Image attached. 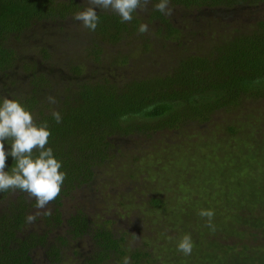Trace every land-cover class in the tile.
I'll return each mask as SVG.
<instances>
[{
    "label": "trees",
    "instance_id": "obj_1",
    "mask_svg": "<svg viewBox=\"0 0 264 264\" xmlns=\"http://www.w3.org/2000/svg\"><path fill=\"white\" fill-rule=\"evenodd\" d=\"M158 2L150 0V8H146L150 10L148 18L160 22L154 36L138 32L144 20L138 11L131 22L122 23L114 12L97 8L96 30L86 29L95 45L84 47L79 57L69 44L83 41V35L79 27L69 26H78L72 17L87 7V0H0V103L4 97L19 100L37 125L47 122L51 135L46 147L53 149L62 162L60 171L66 173L60 194L50 202L58 210L70 193L83 189L86 183L90 186L96 168L109 156L106 141L125 136L120 134L123 123L131 125L132 134L148 130L146 125L135 127L137 119H153L160 128L171 130L189 120L209 121L222 108L239 110L247 96L264 98V16L260 17L264 13L259 15L264 0H170V16L155 10ZM178 8L184 11L181 19L191 17L198 31L183 32L176 16ZM243 9L252 14L241 15ZM217 19H230L238 25L225 28L223 39H217L206 52L203 38L217 36ZM192 34L196 46L188 51L190 45L184 39ZM31 42L53 44L45 43L35 57L21 54L15 47L19 43L31 49ZM130 44L133 53L122 56ZM169 50L174 53L175 65L163 71L159 65L163 67V55L169 56ZM111 52L121 56L120 64L134 58L139 63L144 60L142 54L149 55L148 61H158V68L142 73L131 70L120 78L101 63L108 56L109 62L117 65L111 61ZM90 61L100 66L98 71L88 69ZM20 68L25 70L26 85L17 79ZM74 84L76 88L71 89ZM59 87L56 97L61 93L63 98L55 106L48 96H54L51 93ZM53 111L60 112L61 123L55 121ZM100 125L98 136L87 139L95 130L91 126ZM4 143L6 152L10 151L11 141ZM14 163L8 156L5 171ZM150 203L160 205L161 200L153 198ZM35 204L34 198L20 190L0 192V264H57L62 262L63 251L73 245L78 252L81 245L92 248L86 264H123L128 253L121 243L126 239L111 227L114 218L100 220L102 214L86 212L82 205L72 214L48 215L45 209L39 210L37 224H29L27 216L32 207L37 210ZM111 213L114 215L113 210Z\"/></svg>",
    "mask_w": 264,
    "mask_h": 264
},
{
    "label": "rangeland",
    "instance_id": "obj_2",
    "mask_svg": "<svg viewBox=\"0 0 264 264\" xmlns=\"http://www.w3.org/2000/svg\"><path fill=\"white\" fill-rule=\"evenodd\" d=\"M147 9L138 10V14L144 19L141 24L149 28L144 35L154 36L160 22L150 20ZM178 11L180 14L176 16L181 19L184 11L180 8ZM262 13L263 8L259 9V15ZM245 14L252 12L243 9L241 15ZM180 22L185 33L199 30L191 17ZM215 24L219 30L217 36L203 38L206 52L217 39H223L225 28L238 25L230 19H217ZM75 26L69 28L79 27L83 41L71 43L69 48L79 56L83 55L84 47L95 43L80 22ZM193 36L184 39L186 45H190L188 51L196 46ZM45 43L31 42V49L19 43L15 47L21 54L31 53L35 57V52ZM132 48L130 44L122 56L133 53ZM168 55H163V67L159 65L163 71L175 65L171 58L174 53L171 51ZM141 56L144 60L139 63L134 58L130 63L120 64L121 56L111 52V61L117 65L109 62L108 56L101 63L120 78L131 70L142 73L158 68V61H148L149 55ZM26 60H29L27 56ZM90 63L91 72L99 70L98 64ZM18 73L17 79L28 84L23 78L25 70L20 68ZM61 87L51 93L56 98L55 106H59L63 98L61 93L56 97ZM75 88L76 84L72 85L71 89ZM152 121L137 119L135 125H146L148 130H137L134 134L129 128L131 125L123 123L120 134L125 136L106 141L110 146L109 156L106 163L96 168L90 186L86 183L83 189L70 193L60 210L49 203L45 211L50 209L52 215L72 214L81 203L86 212L102 214L100 220L114 218L111 227L126 239L121 245L126 248L130 264H264V98L247 96L239 110L222 108L209 121L189 120L176 129L158 128L153 124L150 130L148 123ZM101 126H91L95 130L87 139H95ZM153 198L161 200L160 205H151ZM201 209L214 211L215 231L207 226V218L198 214ZM36 212L32 207L30 214ZM40 218L38 215L34 222ZM185 234H189L193 242L192 253L187 256L177 250ZM81 246L79 252L74 245L65 249L62 262L57 264H86L92 248ZM210 254H214L211 259Z\"/></svg>",
    "mask_w": 264,
    "mask_h": 264
},
{
    "label": "clouds",
    "instance_id": "obj_3",
    "mask_svg": "<svg viewBox=\"0 0 264 264\" xmlns=\"http://www.w3.org/2000/svg\"><path fill=\"white\" fill-rule=\"evenodd\" d=\"M149 2L150 0H87V7L75 13L72 18L80 22L85 29L95 31L99 23L97 8L114 12L121 18L122 23H126L132 21L134 12L145 10ZM169 2L170 0H159L154 8L170 16L173 10L168 7ZM148 31L147 24L139 25L140 34ZM48 102L55 104L56 98L49 95ZM52 116L58 124L62 122L59 111H53ZM155 123L152 121L149 125L153 126ZM155 126L160 128L157 124ZM50 135L47 122L37 125L31 112L26 110L19 100L2 98L0 103V192L20 190L35 199V207L38 211L27 216L29 223L37 224L34 221L40 215L39 210L46 209L47 205L58 197L66 178V173L60 171L62 162L54 156L51 147H46ZM6 140L11 141V150L8 152L5 150ZM34 151L38 153L35 156ZM8 156L13 157L15 163L10 171H5ZM46 214L50 215L51 210L49 209ZM198 214L202 218L206 217L207 226L215 231V225L212 223L214 211L201 209ZM177 250L186 256L192 253L193 242L189 234L182 237ZM123 264H130V258L124 257Z\"/></svg>",
    "mask_w": 264,
    "mask_h": 264
},
{
    "label": "flooded vegetation",
    "instance_id": "obj_4",
    "mask_svg": "<svg viewBox=\"0 0 264 264\" xmlns=\"http://www.w3.org/2000/svg\"><path fill=\"white\" fill-rule=\"evenodd\" d=\"M148 124H150V123H148ZM168 129V128H167ZM83 201H84V199H83ZM54 205V204H53ZM64 205V200H63V202H62V204H61V206H63ZM79 206H82V204L81 203H79ZM77 210V209H76ZM75 213V212H74Z\"/></svg>",
    "mask_w": 264,
    "mask_h": 264
}]
</instances>
